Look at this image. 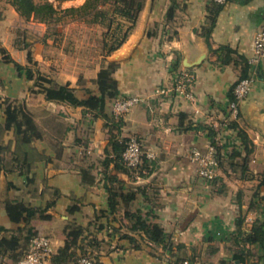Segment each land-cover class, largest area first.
<instances>
[{"label": "crops", "instance_id": "crops-1", "mask_svg": "<svg viewBox=\"0 0 264 264\" xmlns=\"http://www.w3.org/2000/svg\"><path fill=\"white\" fill-rule=\"evenodd\" d=\"M51 1L67 9L87 0ZM114 19L110 35L131 24ZM263 24L264 0H145L127 39L108 54L106 22H42L0 0V239L17 235L22 253L28 228L30 237H50L46 264L85 251L99 264H168L170 252L145 237L140 220L161 226L192 264H264V244L248 240L264 221V60L249 64ZM108 61L118 64L120 96H150L149 104L116 117L107 99L102 115L49 100L37 85L42 75L81 99L88 90L100 96L96 78ZM186 73L195 101L155 93ZM245 76L254 85L230 121L233 86ZM10 102L27 107L40 137L23 143L6 128ZM132 135L158 153L140 177L119 160ZM214 142L223 155L216 178L204 181L189 155ZM77 228L74 249L56 262ZM12 254L0 252V264H14Z\"/></svg>", "mask_w": 264, "mask_h": 264}, {"label": "trees", "instance_id": "trees-1", "mask_svg": "<svg viewBox=\"0 0 264 264\" xmlns=\"http://www.w3.org/2000/svg\"><path fill=\"white\" fill-rule=\"evenodd\" d=\"M18 12L26 18L34 17L42 22H56L60 18H57L60 12H71L74 13L76 11H82L84 14H93L95 19L93 21L101 20L102 22H106L108 26V31L106 32V41L105 48L107 53H111L112 51L119 48L124 41L127 39L130 30L132 29L136 19L140 11L142 10L145 0H87L80 7H71L67 9H61L60 4L55 5V3L51 0H12ZM60 3L64 0H57ZM112 15V16H110ZM126 18L131 24L126 30H123L119 25L115 28L117 30L116 35H110L112 25L114 22V18ZM110 39V40H109ZM110 41V42H109ZM5 49L0 45V53H5ZM9 59V58H8ZM19 72H21L24 67L19 63H15ZM118 64L116 62L108 61L104 64L101 70L98 73L96 78V83L101 92L100 96H96L92 91L88 90V96L86 98H79L75 92V89L70 87L69 85H59L51 82L47 78L42 75H38L36 77L38 86L40 90L45 92L46 97L49 100H55L60 102H65L74 106H84L89 110H96L100 114H103L106 100L112 99L113 102L116 98L123 97L120 96V91L118 89V83L114 78V72ZM28 78H34L31 70H28L27 73ZM247 77V76H245ZM51 82V83H50ZM44 83H49V86H46ZM113 104V103H112ZM6 128L13 129L15 135L18 137L20 141L23 143H28L34 137H40V133L37 129V126L34 122V119L31 113L28 111L27 107L24 104H18L14 102H10L6 106ZM235 123L231 122L229 126H233ZM243 137V136H242ZM244 138V137H243ZM127 140H125L126 142ZM245 141V138H244ZM125 142L123 144L122 152L125 148ZM216 147L217 158L221 161L222 151L220 146L217 143H212ZM1 153V146H0ZM121 164L123 167L127 168L129 171L134 174L132 170L126 167L122 161V153L120 156ZM148 162V161H147ZM152 162V161H151ZM149 163L143 164V167H147ZM23 169V167H22ZM1 170V165H0ZM27 176V172L21 170ZM136 227L140 228V231L147 237L148 240L154 242L158 245H161L165 251L170 252V260L168 264H181L184 260H187V257L177 255V250L182 248L181 245L175 247V245L167 238V234L164 229L157 224H145L140 220H137ZM81 230L78 228L71 235L70 240H68L66 246L60 251L58 255V259L56 262L59 263V257L64 256L71 249H74V245H76L77 238L79 237ZM31 228L27 230L26 240H31L33 236L30 237ZM35 236V235H34ZM248 240L251 242H259L260 244H264V221L257 227L254 228L252 234L248 236ZM20 238L17 235H13L12 238H1L0 239V252L12 251V258L14 259V263L18 262L27 252L16 253L15 250L20 247ZM91 255L96 259L97 264H99L98 257L94 253H89L85 251L82 255ZM74 256V255H73ZM79 256H74L68 262V264H74L76 259ZM61 258V257H60ZM228 264V263H224Z\"/></svg>", "mask_w": 264, "mask_h": 264}, {"label": "built area", "instance_id": "built-area-1", "mask_svg": "<svg viewBox=\"0 0 264 264\" xmlns=\"http://www.w3.org/2000/svg\"><path fill=\"white\" fill-rule=\"evenodd\" d=\"M228 0H212L216 4H225ZM264 60V24L257 32L254 39V52L249 58V64L256 66ZM192 76L188 73L181 75L175 87L158 88L156 94H168L175 90L192 101H195V95L190 89ZM254 85V78L247 76L240 78L233 86V98L229 105L228 120L236 121L240 116V107L242 102L248 97ZM150 96L126 95L116 98L113 102V113L116 117L122 116L137 105H147L150 103ZM190 160L195 164V176L204 181L213 180L217 176V167L219 164L216 147L212 144L206 151L199 148H192ZM158 158V153L148 150L144 147L142 141L137 135L128 137L125 142V148L122 152V161L126 167L132 170L138 177L145 172L143 164L145 161H154ZM54 247L50 237L46 235H35L30 240V245L25 255L14 264H46L54 254ZM74 264H97L96 259L87 254L78 257ZM181 264H192L190 260H184Z\"/></svg>", "mask_w": 264, "mask_h": 264}, {"label": "rangeland", "instance_id": "rangeland-1", "mask_svg": "<svg viewBox=\"0 0 264 264\" xmlns=\"http://www.w3.org/2000/svg\"><path fill=\"white\" fill-rule=\"evenodd\" d=\"M37 1H39V0H37ZM55 1H57V0H55ZM55 4L58 5L57 3H55ZM61 6L62 5H60V8L61 9H64ZM110 16H112V15H110ZM57 18H65V19H70V18H87V19L93 20V19H95V16L93 14H84V12H82V11H76L74 13L62 11V12H60V14L58 15ZM111 18H114V17H111Z\"/></svg>", "mask_w": 264, "mask_h": 264}]
</instances>
